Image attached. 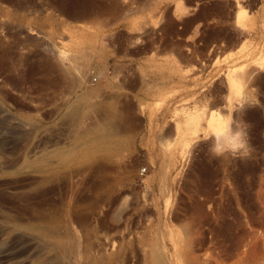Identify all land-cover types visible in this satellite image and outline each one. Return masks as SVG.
<instances>
[{
    "label": "rangeland",
    "instance_id": "374dc122",
    "mask_svg": "<svg viewBox=\"0 0 264 264\" xmlns=\"http://www.w3.org/2000/svg\"><path fill=\"white\" fill-rule=\"evenodd\" d=\"M18 1L0 264H264V0ZM229 118L248 153L213 158Z\"/></svg>",
    "mask_w": 264,
    "mask_h": 264
},
{
    "label": "clouds",
    "instance_id": "9594fccd",
    "mask_svg": "<svg viewBox=\"0 0 264 264\" xmlns=\"http://www.w3.org/2000/svg\"><path fill=\"white\" fill-rule=\"evenodd\" d=\"M247 131L239 127L233 119H226L223 125L203 134V139L209 142V153L213 158L222 157L228 153L232 157H244L249 150Z\"/></svg>",
    "mask_w": 264,
    "mask_h": 264
},
{
    "label": "bare ground",
    "instance_id": "6f19581e",
    "mask_svg": "<svg viewBox=\"0 0 264 264\" xmlns=\"http://www.w3.org/2000/svg\"><path fill=\"white\" fill-rule=\"evenodd\" d=\"M1 2H7V3H12L13 5H18L19 4V1L18 0H0V3ZM21 4H19L18 6H20ZM23 8V7H22ZM251 74V73H249ZM20 78V77H19ZM18 79V78H17ZM19 81V80H18Z\"/></svg>",
    "mask_w": 264,
    "mask_h": 264
}]
</instances>
